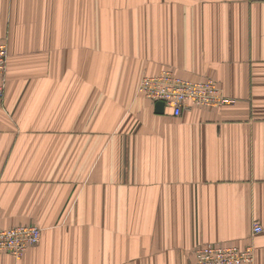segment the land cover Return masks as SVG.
<instances>
[{
    "label": "crops",
    "instance_id": "1",
    "mask_svg": "<svg viewBox=\"0 0 264 264\" xmlns=\"http://www.w3.org/2000/svg\"><path fill=\"white\" fill-rule=\"evenodd\" d=\"M0 264H264V0H0ZM214 79L235 103L162 115L143 77Z\"/></svg>",
    "mask_w": 264,
    "mask_h": 264
},
{
    "label": "built area",
    "instance_id": "2",
    "mask_svg": "<svg viewBox=\"0 0 264 264\" xmlns=\"http://www.w3.org/2000/svg\"><path fill=\"white\" fill-rule=\"evenodd\" d=\"M9 49L0 45V79L5 78L8 70ZM139 93L153 103L163 102L173 109L176 117L182 116L193 108L215 109L233 104V99L223 95L219 84L211 78L201 82L190 81L164 71L158 75L141 79ZM3 91L0 89V99ZM264 228L255 224L253 236L262 234ZM42 238V229L36 225H21L9 229H0V253H7L14 259H21L31 248L38 245ZM254 247H227L206 245L196 249L195 264H255Z\"/></svg>",
    "mask_w": 264,
    "mask_h": 264
},
{
    "label": "water",
    "instance_id": "3",
    "mask_svg": "<svg viewBox=\"0 0 264 264\" xmlns=\"http://www.w3.org/2000/svg\"><path fill=\"white\" fill-rule=\"evenodd\" d=\"M166 104L163 102H157L155 104V113L162 115L165 113Z\"/></svg>",
    "mask_w": 264,
    "mask_h": 264
}]
</instances>
